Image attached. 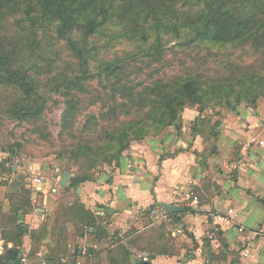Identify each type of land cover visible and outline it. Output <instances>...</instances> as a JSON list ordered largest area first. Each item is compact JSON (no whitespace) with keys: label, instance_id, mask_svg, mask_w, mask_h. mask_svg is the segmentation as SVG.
<instances>
[{"label":"rangeland","instance_id":"1","mask_svg":"<svg viewBox=\"0 0 264 264\" xmlns=\"http://www.w3.org/2000/svg\"><path fill=\"white\" fill-rule=\"evenodd\" d=\"M2 5L1 66L31 77L44 102L42 113L20 118V90L0 83V194L16 210L35 209V174L53 182L70 170L69 192L139 172L151 180L152 193L156 181L171 175L172 166L162 171L170 158L188 155L189 171L211 173V165L217 171L222 150L231 158L239 154L234 128L249 115L264 123V0H109V20L87 35L82 26L60 31L61 20L39 0ZM207 19L210 29L197 35ZM159 43L163 48L155 51ZM186 174L170 179L163 195L187 205L186 192H171L186 183ZM157 199L154 209H145L146 221L165 229L170 216ZM13 216L0 240L21 250L28 234V252L38 258L48 223L29 229ZM80 221L97 222L90 214ZM63 238L64 231L51 245L55 264L68 262L60 256L68 252Z\"/></svg>","mask_w":264,"mask_h":264},{"label":"crops","instance_id":"2","mask_svg":"<svg viewBox=\"0 0 264 264\" xmlns=\"http://www.w3.org/2000/svg\"><path fill=\"white\" fill-rule=\"evenodd\" d=\"M246 117L245 125L234 128L239 154L231 158L222 150L214 161L217 171L212 165L211 173L197 172L196 166L189 171L183 164L188 155L170 158L165 160L163 165L167 167L162 171L167 174L172 166L171 175L156 181L157 188L152 193L151 180L138 171L115 175L99 188L74 186L69 192L64 190L69 184L61 186L62 173L58 172L50 182V186H59L58 192H52L51 187L47 191L38 189L40 193H33L31 198L35 209L16 210L12 201L0 194V229L12 221L14 213L15 223L29 229L47 222V232L40 241L43 254L32 257L41 264H55L59 256L51 253V245L60 242L58 237L63 231L62 242L68 246V252L60 255L68 259L63 264H264V235L259 233L264 228V123L253 115ZM132 151L128 153L132 160L126 161L128 165L135 162ZM184 170L186 183H175L177 189L171 192L191 194L187 195L192 197L187 205L163 195L169 180L178 182ZM154 198L161 205L175 203L188 210L173 214L166 211L170 221L165 229L152 226L146 221L145 209H154ZM230 207L238 212L234 223L217 222L213 213ZM89 212L97 222L83 224L80 218ZM8 215L13 217L7 219ZM24 238L22 248L28 251L30 235ZM6 252L7 246L0 240V264H13L18 255L16 259L8 258Z\"/></svg>","mask_w":264,"mask_h":264},{"label":"trees","instance_id":"3","mask_svg":"<svg viewBox=\"0 0 264 264\" xmlns=\"http://www.w3.org/2000/svg\"><path fill=\"white\" fill-rule=\"evenodd\" d=\"M45 13L57 16L60 20V31L66 32L72 30L76 26L84 28V34H90L95 32L104 21L109 20V0H39ZM165 1V0H163ZM174 1V0H171ZM217 3L220 0H210ZM2 2L0 0V11L2 9ZM88 8H93V14L90 15L85 22H81L80 15ZM154 10V9H153ZM203 13V11H202ZM202 13L200 15H202ZM103 14V15H102ZM101 16V17H100ZM205 14L203 15V17ZM210 20H206L204 25H200L197 29L196 34L204 36L205 33L210 29ZM163 44H157L154 47L155 51L161 50ZM5 58L2 49V42L0 40V83H6L17 87L21 94L22 99L17 102L18 111L17 114L20 118L27 116L39 115L44 110V102L41 100L40 95L37 92L34 80L26 74H20L17 71L11 70L10 67H2L1 61ZM109 66L104 67L106 70ZM113 73L116 68H112ZM88 76V75H87ZM74 180L76 182H74ZM79 178L72 177V182L77 184ZM88 214L91 215L89 212ZM96 219V216H93ZM20 249L13 247H7L6 255L8 258L16 259Z\"/></svg>","mask_w":264,"mask_h":264},{"label":"built area","instance_id":"4","mask_svg":"<svg viewBox=\"0 0 264 264\" xmlns=\"http://www.w3.org/2000/svg\"><path fill=\"white\" fill-rule=\"evenodd\" d=\"M130 164L129 166H131ZM33 182L34 184L38 187L39 190L41 191H47L51 187L52 192H58L59 186H50V179L44 177L42 174H35L33 177ZM191 194L188 193V196ZM214 218L216 219L217 222L219 223H234L238 212L235 208H227L224 211H216L213 213ZM259 233L264 235V228L259 230ZM214 235V233H212ZM39 256H42V252L38 253ZM143 259H146L145 256L141 255ZM18 264H41L39 260L33 259L28 251H24L22 253V256L18 262Z\"/></svg>","mask_w":264,"mask_h":264},{"label":"water","instance_id":"5","mask_svg":"<svg viewBox=\"0 0 264 264\" xmlns=\"http://www.w3.org/2000/svg\"><path fill=\"white\" fill-rule=\"evenodd\" d=\"M62 173V177H61V186H66L69 184V179L71 177V172L70 170L68 169H63L61 171ZM75 188H78V186H75ZM162 205L165 207L166 211L169 213V214H173V213H176V212H182V211H187L188 210V207L187 206H183V205H177L175 203H167V202H163ZM24 252V249L22 248V250L20 251V253L18 254V257L16 260H14L12 263L15 264V263H18L21 256H22V253ZM146 255H149V253H147Z\"/></svg>","mask_w":264,"mask_h":264}]
</instances>
